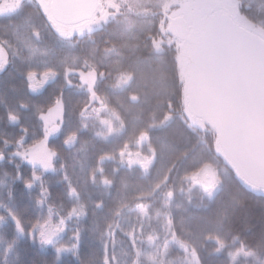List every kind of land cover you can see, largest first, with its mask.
<instances>
[{
  "label": "trees",
  "instance_id": "1",
  "mask_svg": "<svg viewBox=\"0 0 264 264\" xmlns=\"http://www.w3.org/2000/svg\"><path fill=\"white\" fill-rule=\"evenodd\" d=\"M167 1L113 0L112 18L70 39L47 26L40 6L0 17L5 50L0 65V160L10 159L26 137L25 149L40 143L45 138L42 114L57 101L64 109L59 130L48 139V148L58 157V172L41 176L21 159L0 167V176L7 175L4 179L12 183L10 207L17 221L4 230L30 236L39 222L38 202L47 196L56 209L71 211L70 180L85 209L78 224L77 259L58 260L54 250L33 244L21 250L18 264H107V230L125 210L149 205L167 207L176 237L201 264H232L221 250L231 242L264 252V193L247 185L211 123L189 120L181 48L167 26ZM239 10L264 27V0H241ZM81 63L97 77L95 105L113 109L123 121V130L111 139H98L83 128L88 94L69 81L70 70ZM45 73L53 78L38 81ZM140 136L146 150L136 147ZM126 152V163H120ZM207 172L213 174L212 183L206 181ZM191 177L200 185L189 183Z\"/></svg>",
  "mask_w": 264,
  "mask_h": 264
},
{
  "label": "rangeland",
  "instance_id": "2",
  "mask_svg": "<svg viewBox=\"0 0 264 264\" xmlns=\"http://www.w3.org/2000/svg\"><path fill=\"white\" fill-rule=\"evenodd\" d=\"M112 4L113 0H99L97 9L91 17L77 23H63L54 16L53 0H0V17L17 15L21 11L24 12L28 5L35 8L40 6L47 18V26L53 27L60 37L70 39L75 33L80 34L94 30L112 18L115 15L110 11ZM240 4L241 0H168L164 5V9L168 12L167 26L173 18L183 17L186 20L189 36L197 39L205 34L208 25L216 15L225 13L241 26L264 38V27L246 17L239 10ZM39 12L40 9L33 12L34 15H29L34 17ZM37 34V30L34 28L36 37ZM4 43L9 47L12 46L8 41L4 40ZM178 43L181 48L179 61L186 82L185 94L189 95L192 53L195 45L183 38H180ZM52 76L51 73L40 74L38 81L46 83L48 79L53 78ZM69 81L70 85L86 92L88 100L90 95L95 93L97 77L85 63H81L77 69L70 70ZM103 103L106 105L105 102ZM96 107L93 104L88 111L82 113L83 128L93 132L98 139L108 140L119 134L123 130L121 117L111 108ZM63 112L62 102L57 101L49 111L42 114L45 138L40 140L36 146L25 149L29 143L26 137L27 139L25 138L22 144H17L10 159L5 160V157L0 160V167L5 164H14V160L21 159L30 163L34 170L40 171L41 176L47 172H58V157L48 148V139L52 133H57L59 130ZM188 116L193 124L204 125L205 123V120L196 115L190 107ZM54 127L55 129H53ZM142 138V136L139 137L136 147L146 150L147 145L142 141ZM126 155L127 152L118 159L121 161L120 163H126ZM45 164L49 166L46 167ZM200 175L204 178L203 173ZM4 177L8 176H0V191L4 190L3 194L0 192V228H2L0 229V264H18L21 250L25 251L29 245L33 244H39L38 246L43 249L48 247L54 250L58 255V260L64 256L77 259L80 238L78 224L80 218L85 214V209L79 196L73 194L74 186L71 184V180L70 192L74 202L72 212L64 213L61 209H56L49 202L48 196L39 200L38 225L30 236H26L22 232L11 234L8 230H4V226L9 222L17 223L10 207L12 198L9 184L12 183L11 180H5ZM242 178L248 186L264 193V186ZM206 181L207 183L213 182L212 172L206 173ZM102 182L106 183L104 177ZM41 183L45 186L43 179H41ZM189 183L195 186L200 182L191 177ZM204 190L208 196H212L214 193L213 190ZM166 208L163 206L154 208L149 205L132 209L130 212L125 210L115 225L106 232V234L108 233L105 240L107 264H201L196 253L176 237L171 213ZM61 231L65 233L62 236L59 235ZM221 250L230 255L232 264H264V252L249 249L242 243L222 244Z\"/></svg>",
  "mask_w": 264,
  "mask_h": 264
},
{
  "label": "water",
  "instance_id": "3",
  "mask_svg": "<svg viewBox=\"0 0 264 264\" xmlns=\"http://www.w3.org/2000/svg\"><path fill=\"white\" fill-rule=\"evenodd\" d=\"M97 6L98 0H53L54 16L63 23L83 21ZM169 31L195 45L189 86L193 112L219 131L242 174L264 186V39L225 13L197 39L189 36L183 17L173 18ZM3 58L0 44V64ZM98 98L92 94L87 107Z\"/></svg>",
  "mask_w": 264,
  "mask_h": 264
},
{
  "label": "snow or ice",
  "instance_id": "4",
  "mask_svg": "<svg viewBox=\"0 0 264 264\" xmlns=\"http://www.w3.org/2000/svg\"><path fill=\"white\" fill-rule=\"evenodd\" d=\"M45 166L47 167V166H49V165H48V164H45ZM145 166H146V165H145ZM53 234H54V233H53ZM48 239L50 240V239H51V237L49 236V237H48Z\"/></svg>",
  "mask_w": 264,
  "mask_h": 264
}]
</instances>
